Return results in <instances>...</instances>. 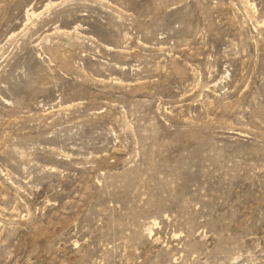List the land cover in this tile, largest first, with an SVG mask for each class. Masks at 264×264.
<instances>
[{
	"label": "rangeland",
	"instance_id": "374dc122",
	"mask_svg": "<svg viewBox=\"0 0 264 264\" xmlns=\"http://www.w3.org/2000/svg\"><path fill=\"white\" fill-rule=\"evenodd\" d=\"M0 264H264V0H0Z\"/></svg>",
	"mask_w": 264,
	"mask_h": 264
}]
</instances>
